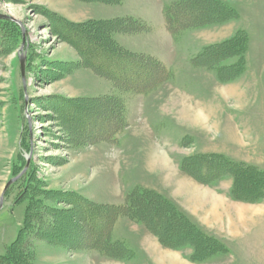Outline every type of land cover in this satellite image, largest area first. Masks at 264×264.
I'll use <instances>...</instances> for the list:
<instances>
[{
  "label": "rangeland",
  "instance_id": "1",
  "mask_svg": "<svg viewBox=\"0 0 264 264\" xmlns=\"http://www.w3.org/2000/svg\"><path fill=\"white\" fill-rule=\"evenodd\" d=\"M219 1L232 10L207 0H0L9 16L0 19V194L30 155L4 194L0 253L20 237L16 264H170L172 254L264 264V0ZM93 42L113 59H149L146 69L133 81L113 64L124 74L114 78L90 61ZM152 154L167 158L172 178ZM134 189L172 207L147 193L141 212L159 235L123 215L112 229L85 219L81 209L109 208ZM175 212L220 246L205 254L183 242ZM105 226L110 246L128 251L95 247Z\"/></svg>",
  "mask_w": 264,
  "mask_h": 264
},
{
  "label": "trees",
  "instance_id": "2",
  "mask_svg": "<svg viewBox=\"0 0 264 264\" xmlns=\"http://www.w3.org/2000/svg\"><path fill=\"white\" fill-rule=\"evenodd\" d=\"M207 1L210 2L211 4L219 3V5L221 6L222 10L224 12H226V13H228V12H230V10H232L229 7H227L226 5H224L222 2H220L219 0H207ZM174 6H175V4H173L172 7H168L167 6L164 9L163 12L165 14V19L166 20L167 19L169 20V18H174V15H172L173 14L172 13V9H173ZM170 9H171V11H170ZM219 17H220V15H219ZM194 20L195 19L188 20V21L190 23H193ZM170 25L168 24V27H170ZM188 26H189V24H188ZM170 31H173V28H170ZM82 39H84V37ZM91 45L92 46L94 45L93 47H95V48H92L91 47L90 50H89L90 54H88V55H90V61H93V62L97 61L98 64H100L99 62H101V63L103 62L102 64L104 66L103 68H105V72L107 74H109V75L116 76L114 78H118L120 76H124V74H120L119 72H118L119 73L118 74L116 72L117 69L115 68V66H117V65H113V64H121L120 66H122L123 68H125V71L128 73L127 74L128 77H130L131 79L133 77H135L134 76V72L135 71L136 72H139L141 74V72L144 69H146L144 66H142V64H143L142 60H144V59H142V60L137 59V57L135 56V54H134V56H132V55L129 56L130 57L129 62H128V58L125 57V56H124V59L122 57L120 59H119V57L113 59L115 57L114 56L115 55V53H114L115 51L109 53V51H107L106 49H103L100 46V44L98 45V44H95L94 42ZM94 49H95V51H94ZM95 52H97L98 55H96ZM105 59L108 60V61L106 62ZM145 60L148 61L149 59H145ZM110 61H113V62L111 63ZM150 61H151V64H153L157 68L159 67L156 64L157 62L154 59L153 60H150ZM107 63H109V64H107ZM140 63H142V64H140ZM108 65H111V66L109 67ZM158 70L159 71H163V73H164V67H161L160 66L158 68ZM127 75L125 73V76H127ZM162 76H163V74H160L159 73V77H157V79L155 78V80H156L155 83H157V81H159L162 78ZM135 78H137V77H135ZM135 78H133V81L136 80ZM155 83H154V85H155ZM113 128H114V126L108 128V132H109L108 134L109 135H112L116 131V129H113ZM227 162H229V161H227ZM258 173H262L263 176H262V178L260 177V179L262 180L264 178L263 172L262 171H259ZM24 174H27V171L25 173H23V175H21V177L24 176ZM260 184H261V182H260ZM27 189H28L27 186L24 187L23 191L20 193V195L17 197V199L23 197L27 193ZM143 190H146V189H143ZM147 193L152 194V196H154L155 199H158V200L162 201V203H166L165 198L161 197L158 193H155V192H153L151 190H146L145 192H141L139 190L134 189L132 192L128 193L123 198V202L122 203L109 204L108 205L109 208L105 207L106 205H102L101 203H95L94 205H92V207L91 206H87L86 209H81V210L84 213L85 219H86V217L88 218L87 220H90L91 221V219H93V221H96V220H98V219H100L102 217L101 222L104 221L105 219H106V222H107L106 224L107 225H110V222H112V224L110 225V228L111 229H112L114 223L116 222V220L118 219V217L121 216V215L127 216V217H131V218H136V220H139V221H141V223L145 224L146 227L150 231H152L155 234H158L159 235L158 229L155 228V227H153V225H152V223H153L152 220L150 221V219L148 218V216H144L142 214V212H141V210L143 209L142 208V204L143 203L146 206L150 204L149 201H145V200H148V197L146 196ZM166 204L170 207V209H172V207L168 203H166ZM90 208H92V213L91 214H88V212L90 211L89 210ZM105 208L108 209V211H110V212H106V211L103 212L102 210H105ZM110 208L111 209H114V210L111 211ZM173 214L174 215L172 216V218H174V220H178V221L183 222L184 223L183 224L184 225V228L189 231L188 236L187 235H183V236H185V237H183V240H182L183 242L191 243L194 246H197L205 254H211L217 248V246L218 247L220 246V243L216 239H214V237L208 236L203 230H200V228L198 229V228H196L195 225L189 223L184 216H181L182 214L180 215V213H177V212H175ZM24 224H25V222H24ZM87 227L90 228V231L91 232H95L96 230L99 229L100 226L99 225L96 226L94 223H92V224H88ZM108 230L109 229H107L106 226L104 227V230L103 229L100 230V232H99V237H100L99 239L100 240H98V242L94 243L95 247L98 248V249H101L102 251L105 250L104 251L105 254H107L109 256H115V254H113L112 246H113V248L115 250L116 249H122V251H128V247L122 241H120V240H115L113 242V245L110 246V243H109V240L110 239H109V236H108ZM19 238L17 237L7 247V249L3 253H0V264H16V261H15V258L16 257L14 258V256H13V253H14L13 252V247H14V245H16V247H18V245L20 243L18 241ZM159 239H160V237H159ZM91 245L93 247V244L92 243H91ZM175 245H177V244H174L173 246H175ZM116 254H117L116 255V257H117L119 254L118 253H116Z\"/></svg>",
  "mask_w": 264,
  "mask_h": 264
},
{
  "label": "water",
  "instance_id": "3",
  "mask_svg": "<svg viewBox=\"0 0 264 264\" xmlns=\"http://www.w3.org/2000/svg\"><path fill=\"white\" fill-rule=\"evenodd\" d=\"M9 16L7 15H2L0 14V19H8ZM15 23H17L21 29H23V25L20 21L18 20H15ZM19 65H20V72H21V75H22V80H23V83H24V69H25V63H26V53L25 51L23 53H20L19 54ZM29 161H30V155L29 157L27 158V161H26V164L23 168L22 171H20L17 175H15L14 177H11L7 182L6 184L4 185L3 189H2V192L0 194V210L3 206V199H4V194H5V191L7 190V188L12 184L14 183L27 169L28 165H29Z\"/></svg>",
  "mask_w": 264,
  "mask_h": 264
},
{
  "label": "bare ground",
  "instance_id": "4",
  "mask_svg": "<svg viewBox=\"0 0 264 264\" xmlns=\"http://www.w3.org/2000/svg\"><path fill=\"white\" fill-rule=\"evenodd\" d=\"M151 157L149 158V164H151L153 167H156L155 164H152V162L154 163V160L158 161V167L160 168H164V170H168L169 169V164L167 162V158L163 157L162 155H156V157H154V154L150 155ZM153 156V157H152ZM219 199L216 195L212 194V200H217ZM167 255V254H166ZM160 256L161 254H159L158 256H154V259L160 263ZM168 260V258H166ZM165 259V260H166ZM169 263L170 264H185L184 261L180 260L175 254L169 255Z\"/></svg>",
  "mask_w": 264,
  "mask_h": 264
},
{
  "label": "crops",
  "instance_id": "5",
  "mask_svg": "<svg viewBox=\"0 0 264 264\" xmlns=\"http://www.w3.org/2000/svg\"><path fill=\"white\" fill-rule=\"evenodd\" d=\"M155 157V156H154ZM158 164V161H156V160H154V164H156V163ZM150 166V165H149ZM150 167H152V166H150ZM167 171V175L169 174V176H168V178L170 177V178H172V171L170 172V167H169V169L168 170H166ZM158 189H159V187H158ZM160 190V189H159ZM208 195H210V197L212 198V194H214L212 191H210V190H206L205 191ZM215 195V194H214ZM218 197V196H217ZM219 198V197H218ZM150 250V249H149Z\"/></svg>",
  "mask_w": 264,
  "mask_h": 264
}]
</instances>
